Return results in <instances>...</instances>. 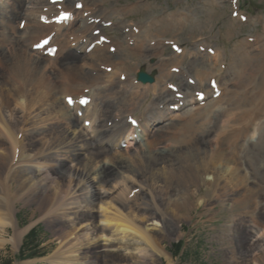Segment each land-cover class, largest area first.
I'll list each match as a JSON object with an SVG mask.
<instances>
[{
  "label": "bare ground",
  "instance_id": "1",
  "mask_svg": "<svg viewBox=\"0 0 264 264\" xmlns=\"http://www.w3.org/2000/svg\"><path fill=\"white\" fill-rule=\"evenodd\" d=\"M189 1L173 0L171 2L173 10L168 7L167 1L157 5L150 4L147 0H133L123 5L115 4L114 0H87L83 8L88 13L89 20H97L102 16L112 18L111 28L121 34L115 41V52L123 57L120 61L123 69L119 75H116L119 70L116 72L113 70L111 75H102L103 80L97 88L103 89L114 77L118 81L120 76H124V82L119 83L124 87L133 85L135 94L130 96L131 100L129 99L126 105L132 108L135 104L140 105L150 97V105L145 108L151 110L156 106L154 105L155 100L160 105L165 101L178 104L179 101H174L173 94L166 89V83L176 87L179 84V87L185 90L182 102L187 107L194 102L189 95L191 88L181 82L177 84L179 79H184L186 82L192 79L198 87V92H202L203 89L205 91L202 93L206 99L202 105H198L200 108H188L177 114L168 111L159 113L154 109L150 120L144 123V133L149 132L151 137L162 131L152 133L151 126L154 123L159 124L158 128L166 125L172 127L173 130L174 126L182 125V130L177 134L171 132L168 135H176L173 141L178 144V148L184 147L186 152H183L181 157L169 160L159 167H156V161L159 158L156 157L155 147L149 149L150 140L144 139L138 146L140 149L133 152L129 150L123 153L120 151L111 153L110 156L113 158L107 160L108 170H103L102 161L105 160L104 157L101 158L103 150L101 148L88 149L87 134L60 103V82L65 78L66 72L70 73L67 77L70 85L80 88L83 80L77 81L76 79L83 74L80 69L81 65L90 67L93 63H109L111 60L115 67L117 55L104 53L101 50L82 57L75 54L59 55L57 61H63L65 65L63 66L60 62L59 65L54 64L49 67L44 59L36 60L32 55H26L21 48L13 47L6 56L9 64L0 65V71L4 72L0 80V115L10 123L8 131L12 132L14 128L19 129L26 121V137L30 133H35L29 143L24 142L25 137L21 143L8 145L12 153H15L16 147L18 148V160L12 167L16 168V171L10 176L9 182L4 174L8 166L6 162L8 156L6 151L0 147V188L3 185V196H0V231L6 220H11L15 228L13 216L17 203H22L24 206L34 204L35 209L42 214L43 221L50 220L51 223L56 221L58 224L56 238L59 248L51 254L49 264H95L98 259L104 261L107 258L111 259L110 264H149L148 261L152 262L150 257H160L162 253L158 251L159 248L156 249L159 242L152 236V233L161 232L163 227L156 221L151 222L147 216L148 210L149 216H151L150 211L157 212L159 216L166 215L160 212L157 205L156 197L158 196H160L159 201L165 207L164 210H167L175 221L186 216L185 213L184 216L182 215L183 211H196L204 205L205 200L199 195V191L205 187L213 189V187L221 186L220 188L224 189L225 193L234 192V198L230 202L235 201V205L240 208L237 217L248 219L252 225L257 223L253 214L257 212L260 215L264 212V200L262 199L264 197L259 192L257 193L260 183L255 181L251 175L256 168L254 158L244 155L243 152H240L242 156L238 158L231 152L245 147L255 149L259 144L264 146V21L260 16L247 19L246 22L260 26L262 32L249 34L252 36L232 42L227 50L213 45L217 51L212 59L205 60L196 54V48L200 44L208 46L206 42H203L206 38L202 36L203 25L200 22V16L205 13L207 22L221 20L222 15L214 8L223 6L227 0H202L195 5L194 9L186 7ZM24 4L25 9L27 8L25 13L22 10ZM24 4L19 0H12L10 5L12 19L23 13L28 18L24 27L30 33H27L24 38L20 37L21 32L17 33V38L23 42V49L24 43L29 42L33 35L31 32L37 28L34 24L35 15L39 13L41 7L52 8L46 4V0H28ZM98 4H103L106 8L99 9L98 12L96 7ZM118 6L119 9H116ZM145 13H150V16L142 17L137 22L126 20V17ZM1 20L0 24L2 22L9 24L6 19ZM76 20L78 26L68 31L67 34L70 33L75 39L83 37L93 39L90 34L91 29L98 28V25L90 24L88 19L81 16V13H76ZM134 25L139 26L138 36L132 32ZM212 28L211 25L206 34L216 36L217 39L221 37L231 41L235 30L241 27L236 25L235 21L229 20L225 31L221 34H214ZM125 29H128L127 33ZM191 29L194 36L190 35V38L193 37V40L188 48L183 47L180 57L172 54L163 56L159 52L163 50L162 44L165 40L174 41L182 47L183 41L175 39L174 36L180 32L191 31ZM251 29L253 30L252 26ZM49 30L50 28H47L43 31ZM15 32L16 29H13V33ZM167 35H170L169 39L165 38ZM248 38L253 39L252 43H248ZM151 41L153 43H150ZM8 42L4 37L0 39V44H8ZM130 42H132L131 46H129ZM210 44L209 46L212 45ZM184 58H187L189 62L197 60L198 64L190 69L183 63ZM150 59H154L155 64H150ZM213 63L216 65L213 66ZM250 63H253L252 67ZM9 65L21 70L25 87L19 82V74L18 77L8 76ZM221 65L224 66V71L220 70ZM142 67L147 74L153 71L160 72L161 77H156L152 85L143 86L136 83L132 72L136 74ZM170 68L178 69V74L170 73ZM49 71L54 72L52 77L48 74ZM213 78L220 81L222 85H219L225 94V97L218 100L211 99L212 92L208 89V82ZM230 88L234 90L230 91ZM97 117L98 120L102 118V124H104L109 116L99 110ZM216 123L217 129L214 132L216 136H213L211 132ZM209 125L211 127L208 129ZM99 128L101 131V125L94 128V133H97ZM3 132L4 129L0 125V135ZM18 134L17 131L15 137ZM124 134L122 133L123 136ZM104 141L102 139L100 143ZM254 142H256L255 146L247 145L248 143L254 144ZM173 149L175 148L168 147L165 151L171 153ZM130 152L133 157L130 156ZM85 153L87 157H84ZM208 162L210 165H207ZM117 163L122 166L117 167ZM69 164L74 167L70 168ZM124 170H127V174ZM144 170H149L148 176L141 174ZM68 174H73L74 179L70 191L66 192L65 183ZM87 176L90 178V184ZM109 177L111 180L106 184L105 193L121 194L119 185L122 183L126 189L125 193L134 187H139L141 193L137 198L144 194L149 199H145L142 203L134 199L125 207V211L121 207L105 202L97 205L98 216L95 212L96 223L99 226L97 231L96 226L90 224V218L83 216L82 213L90 211L91 199H96L98 204L100 203L97 192L101 189L102 181ZM81 182L82 185L77 187V184ZM217 182L219 183L215 184ZM189 187L191 189L187 194L184 191ZM248 187L250 190L257 189V191H250ZM148 190L150 194L146 195ZM35 196L42 200L35 202ZM122 198H119V201ZM2 206L6 208V212L2 211ZM210 209H213L212 205ZM132 217L147 224V227L142 226L140 231H137L135 228L139 225H132L133 222L130 220ZM233 220V217H229L228 225H231ZM246 222L241 219L229 231L234 259H238L239 250H242L244 255L248 253V238L245 236ZM27 230L25 228L14 232L10 239V244L14 248H17ZM100 230L108 233L110 245L107 256L99 251L100 242L105 241L100 240ZM126 231H130L129 236L115 234V232L124 233ZM146 234L149 235L144 239ZM154 236L157 235L154 234ZM134 237L138 239L140 248ZM177 237L180 238V236ZM261 242L260 247L257 245L255 248L249 247L250 252L258 249L253 255L264 252V240ZM240 260H242L241 257Z\"/></svg>",
  "mask_w": 264,
  "mask_h": 264
},
{
  "label": "rangeland",
  "instance_id": "2",
  "mask_svg": "<svg viewBox=\"0 0 264 264\" xmlns=\"http://www.w3.org/2000/svg\"><path fill=\"white\" fill-rule=\"evenodd\" d=\"M161 1L162 0H158L157 3L161 2ZM165 1H167L168 7L171 10L174 9L171 5V2H169L168 0H164V3H165ZM197 1H199V0H192V3L195 4ZM198 3H200V2H198ZM240 3H241L242 9L244 11H246L247 13H252V14L257 13V14L264 15V0H240ZM150 4H154V3H150ZM222 11H224V10H222ZM222 11L220 12L218 10L219 14L223 15V17H226L228 12H222ZM137 15H141V14H137ZM204 15L206 16L205 13H204ZM132 17H133V15H132ZM134 18H135V20H138L139 17H134ZM221 19H222L221 21H217V22L215 20L208 21L207 23H209L210 26L208 25L207 28H204V26H202V28H203V29L201 28L202 33H203L202 36H204L206 39L214 42L215 37L210 36L206 33H207V30L209 29V27H211V25L213 23L215 24V22L222 25L220 30H217V32L219 34L223 33L225 31L226 27H225V22H224L223 18H221ZM204 21L205 20H203V22ZM200 22L202 24L201 20H200ZM215 27H216V25L213 26V28H215ZM241 28H243V27H241ZM241 28H237L238 30L236 29L237 30V31H235L236 36L242 37L244 34L248 33V29H241ZM239 29H241V30H239ZM261 32H262V29H261ZM190 35L194 36L192 29H191V31L180 32L179 34L175 35L174 37H175V39L182 40L184 45H185L186 42H188V41L191 42L193 40V37L190 38ZM165 38L169 39L170 35H167ZM221 41L222 40H218L219 43H222ZM212 45H214V44H212ZM159 52H161L163 54V50H161ZM166 52H168V51L166 50ZM183 63L186 64V66L188 68L193 69L194 66L198 64V61L194 60V62H192V61L189 62L187 60V58H184ZM252 66H253V63H250V67H252ZM157 73H158L157 78H160L161 77L160 72H157ZM108 119H109V117H108ZM168 130L169 129L158 132L157 134L153 135L149 139L150 140V148L155 147L156 157L159 158V160L156 161V167H159V166L167 163L169 160H173V159H176L177 157H181V154L183 152H186L184 147L178 148V144L173 141L174 140L173 134L168 135V137H166V138L163 136L164 134L167 133ZM210 131H209V133H210ZM173 132L175 134H177V132H175L174 130H173ZM34 135H35L34 132L30 133L25 138L24 142L25 143L31 142ZM213 136H216V135H213ZM206 140L207 139H204V141H206ZM201 146H203V144H201ZM168 147H174L175 149L171 150V153H169V152L165 151V149ZM226 147H228V146H226ZM231 152L235 156H237L238 158L242 156L240 154V152H243L244 155H249V156H252L254 158V160L256 162V168L251 172V175L255 181L260 183V189H259V191H257V189H251L250 190V187H248V190H250V191L256 190L257 193L259 192V194L263 195V197H264V146L259 144L255 149H250V148L245 147L243 149L233 150ZM130 156H133V154L130 153ZM84 157H87V154L84 155ZM102 157L103 156L101 155V158ZM112 158H113V156H110L109 160H111ZM248 161L250 162V160H248ZM221 164H223V163H221ZM66 165L68 166V164H66ZM116 165H117V167L122 166L120 163H117ZM207 165H210V163L208 162ZM149 173H150L149 170H144L141 172L142 175H147V176L149 175ZM86 178H87V181L89 183V180H90L89 176H87ZM12 186H14V185H12ZM192 186L195 189V186L193 184H192ZM220 187H215V189L219 188L220 193H224V189H222ZM189 188L191 189V187H189ZM149 194H150V191L149 190L146 191V195H149ZM233 194H234V192H233ZM159 197L160 196L156 197V199H158L157 205L160 208V212L161 213L164 212L166 214L164 216L163 215H161V216L163 218L169 217L170 220H169V222H167V219H166L163 222V225L160 224V226H162L163 228H162L161 232H154V234H156L157 236H154V234L151 232L152 236L155 237V239L159 242V245L157 246L156 249L159 248L158 251H160V253L162 251V253H161L160 257H157V256L156 257L155 256L150 257L152 262L148 261L149 264H252L253 260H254V263H256V264H264V252H262V253L260 252L257 255H253V253H255L258 249L256 248L255 252L249 251V247L255 248L256 245H257V247L258 246L260 247V245L262 243L261 241L264 240V236H263L261 239L257 240L256 243L254 242L252 245H249V242H251L252 237H253L250 234L251 230H253V232L258 231V232L264 234V212H261L260 215L257 212H255L256 215L254 214L253 216H255V217H253V218H255L257 223L255 225H252L250 222H248L249 221L248 219L243 218V217H241V218L237 217V214L240 212V208L237 207L235 205V201H233V202H231L234 205V207H232L233 209H231L229 207L227 209L228 211H220L219 213H216L214 215V221H213V224L211 226H206V227H203L202 229H198L196 227L194 229L195 224L199 222V220H196V219H199V217H202L205 214H198L195 216L193 214L197 210L191 211L188 209L189 211H183L182 212V215L185 213L184 215H186V216L183 215L184 216L183 217L181 215L183 218L178 220V221H175L172 218V216L169 215L167 210H164L165 207H163L164 205L162 204L161 201H159ZM201 197L204 198V200H205V203L201 208H204L207 206L210 207L211 205L212 206L214 205L210 202L208 203V200L205 196H201ZM147 198L148 197H146L144 194H142L139 198L136 197L134 201H138V200H140V201L144 200L145 201V199H147ZM262 199L264 200V198H262ZM39 200H42V198L35 196L34 201L37 202ZM92 201L94 203L93 205H92ZM97 205H98V200L91 199L90 200V207H91L90 211L89 212H83L82 215L85 217H89L90 218V224H92V226H96V229L98 231L99 226L94 221L95 213H93V212H96L98 214V212L96 211ZM33 206H34V204L24 206L22 203H17L15 205L16 211L19 210L17 213V218H18L19 222H20L19 216H23V218L28 219V221L25 220V222H28L30 224L33 220L30 217L35 218L37 215L35 213L41 214L37 209H35V206L34 207ZM117 207H121L122 210L125 211V207H122V206H117ZM216 208L219 209L216 206V207H214V211L216 210ZM31 210H35L36 212H33ZM148 211H147V216L149 215ZM249 211H253V210L249 209ZM150 213L152 215L155 212L150 211ZM15 215H16V213H15ZM15 215L13 217H15ZM185 217H186V219H185ZM229 217H233V219H234L233 223L231 225H228V222H227L229 220ZM241 219L247 221L245 224V233H246L245 236H247V238H248V241H247L248 253H247V255H244L243 251L239 250L238 259H234L233 254H232V252H233L232 240H231V235H229L230 234L229 231ZM130 220L133 222L132 225H139L135 228L137 231H140V228L142 226L147 227V224L139 222L138 219L135 217L130 218ZM40 221L43 222L41 217L38 220H36V222H40ZM150 221L154 222L153 220H151V218H150ZM44 222L48 226H46L43 223L42 227H40V229H41V234H39L40 244L37 247V253L43 254L44 257L42 259L33 260L31 262L27 261L24 264H33L35 262L41 263L40 260L41 261L44 260V262L42 261L43 264H49L50 263V257L52 256L51 254H53L58 249L57 244H56L58 240L55 241L53 238V237H57L58 224L56 222L51 223L50 220H44ZM249 223H250V226H249ZM226 225H228V226H226ZM8 228H10L12 230V233L10 230H8ZM16 230L18 231L19 229L14 228L12 226L11 220L10 221L6 220L4 222V225L2 226V230L0 231V264L7 262V261H10L11 262L10 264H20V263L16 262V260H14L15 254H13V252L17 248H14V246L12 244H10V239L12 238V236ZM51 231H52L53 237L50 233ZM180 234L182 235V237L176 240L175 238H178L177 236H181ZM134 239L137 241L138 246L140 248L138 239L136 237H134ZM4 241H5V243H4ZM178 242L181 243V251L176 256L174 254V251H173L174 248L172 246H173V244H178ZM151 252H152V250H151ZM170 253L172 254V256H170ZM240 257L242 258V260H240ZM108 261H111V259L108 258L106 262H108ZM95 264H103V260L101 261V259H98L97 262H95Z\"/></svg>",
  "mask_w": 264,
  "mask_h": 264
},
{
  "label": "trees",
  "instance_id": "3",
  "mask_svg": "<svg viewBox=\"0 0 264 264\" xmlns=\"http://www.w3.org/2000/svg\"><path fill=\"white\" fill-rule=\"evenodd\" d=\"M38 237L34 234H31L24 243L23 253L27 252L28 255H23L20 259H25L27 257H32L37 253L38 247ZM10 261L4 262L2 264H10Z\"/></svg>",
  "mask_w": 264,
  "mask_h": 264
},
{
  "label": "snow or ice",
  "instance_id": "4",
  "mask_svg": "<svg viewBox=\"0 0 264 264\" xmlns=\"http://www.w3.org/2000/svg\"><path fill=\"white\" fill-rule=\"evenodd\" d=\"M76 7L79 8V7H82V6H81L80 4H77ZM67 17H68V14H67V13H64V14L62 15V18H64V19H67ZM20 27H24L23 23H21ZM44 43H47V41H45ZM37 46H39V45H37ZM113 51H114V50H113ZM177 51H179V49H177ZM109 71H110V70H109ZM173 71H178V69H173ZM214 84H215V82H213V85H214ZM168 87L171 88V89H173V91L176 92L177 95H179V92L177 91V89L175 88L174 85L169 84ZM198 95H199V94H198ZM69 103H71V100H69ZM133 123H135V121H133Z\"/></svg>",
  "mask_w": 264,
  "mask_h": 264
}]
</instances>
